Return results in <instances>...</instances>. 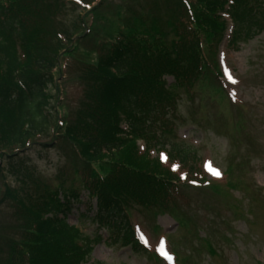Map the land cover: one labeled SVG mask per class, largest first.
<instances>
[{
	"label": "trees",
	"instance_id": "1",
	"mask_svg": "<svg viewBox=\"0 0 264 264\" xmlns=\"http://www.w3.org/2000/svg\"><path fill=\"white\" fill-rule=\"evenodd\" d=\"M228 2L163 0L157 4L169 16L164 23L157 8H151L156 16H149V10L138 12L146 10L140 4L139 9L128 6L133 23L128 17L122 18L126 25L114 23L95 46L101 53L88 63L74 55L80 46L86 48L87 16L99 20L105 4L66 25L64 13L78 10L67 0H0V179L9 174L17 180L16 186L4 181L0 190V204L14 215L10 225L0 227V264L88 262L100 236L87 235L67 218L82 190L97 202L93 222L113 241L138 247L130 207L169 210L180 190V175L171 169L177 160L188 180L200 175L193 150L170 143L181 93L193 97L201 82H211L208 60L214 61L226 30L220 14ZM231 6L233 44L251 39L255 26L262 30V0H234ZM63 56L78 63L83 100L72 120L63 111L59 125L50 86L56 85L54 71ZM166 77L174 82L168 84ZM51 133L53 141L70 147L74 175L67 177L70 169L64 166L58 188L44 183L34 167L16 161ZM169 145L173 163L159 153L153 156Z\"/></svg>",
	"mask_w": 264,
	"mask_h": 264
},
{
	"label": "rangeland",
	"instance_id": "2",
	"mask_svg": "<svg viewBox=\"0 0 264 264\" xmlns=\"http://www.w3.org/2000/svg\"><path fill=\"white\" fill-rule=\"evenodd\" d=\"M162 1L135 0L137 4L132 5L131 0H107L100 19L95 17L98 21L94 25L87 23L90 35L84 45L86 48L80 46L74 59L93 62L101 53L95 46L105 39L103 35L114 30L115 24H128L123 17H128L133 23L132 13L126 10L128 6L139 9L140 4L146 10L139 9L138 12H151L155 8L158 10ZM157 15L163 23L169 17L164 8L159 9ZM76 16V12L67 11L61 19L67 25ZM104 16L109 19L104 20ZM77 64L73 59L67 60L62 72L63 94L59 104L69 112V120L73 119L83 100ZM228 69L237 74L239 82L231 86L228 78L222 81L229 84L227 87L231 96L236 94L242 105L229 104L225 92L222 93L217 86L213 87L211 94L209 90L198 93L194 102L183 96L179 103V115L183 121L177 124L174 141L185 142L196 150L205 166L210 164L212 169L223 172L230 170L234 189L229 187L228 182L226 186L222 185L225 188L221 191L190 189V206L186 207L181 201V212L173 214L175 220L170 215H161L158 210L147 213L138 207L131 208L132 222L138 234H144L147 239L141 236L143 240L155 249L167 246L164 240L169 238L168 249L174 251L177 264H264V33L250 44L242 45L240 51L232 52ZM168 81L172 83V79ZM221 100L225 102L221 103ZM52 135L42 138L39 145L21 153L18 159L35 167L44 183L58 188L61 183L58 176L64 166L68 165L66 167L70 169L67 177L74 175L67 158L70 157V147L61 140L53 141ZM41 144L50 146L44 148ZM7 165V160H3L2 166ZM214 176L210 171L209 177ZM6 181L17 185L15 177L9 174ZM3 182L0 179L1 191L4 189ZM215 183L208 182V188L216 186ZM81 197L83 201L75 203L68 222L79 226L87 234L98 232L103 238L96 245L88 264H160L146 252H134L131 248L106 242L105 230H97V225L89 219L92 213L87 210L84 191H81ZM84 211L85 220L81 217ZM13 216V211L6 204H0V227L10 225ZM156 226L161 230L158 231ZM5 231L10 233L11 228L5 227ZM165 233L167 236L163 235ZM210 244L214 254L210 253Z\"/></svg>",
	"mask_w": 264,
	"mask_h": 264
},
{
	"label": "snow or ice",
	"instance_id": "3",
	"mask_svg": "<svg viewBox=\"0 0 264 264\" xmlns=\"http://www.w3.org/2000/svg\"><path fill=\"white\" fill-rule=\"evenodd\" d=\"M81 2H82V0H77V3H81ZM88 6H90V5H88ZM226 74L228 75V79H229L232 83H236V81L233 79V77H232V75H231L230 73H227V71H226ZM161 157H162V159H165V160L167 159V157H166L164 154H161ZM207 167L209 168L210 171L213 172L214 175H217V176L220 175L219 171L216 170V169H212L210 164H208ZM177 168H178V165H173V170H176ZM181 178H185V177L182 175ZM142 239H143V237H142ZM145 242H146V241H145ZM160 251H161V252H162V253H163L168 259H171V257L167 254V252L165 251V249H164L163 247L160 248Z\"/></svg>",
	"mask_w": 264,
	"mask_h": 264
}]
</instances>
